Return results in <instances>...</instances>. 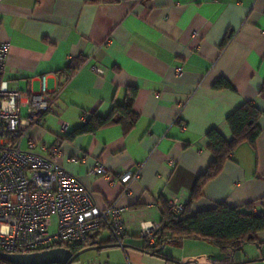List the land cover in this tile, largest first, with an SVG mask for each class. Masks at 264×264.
<instances>
[{
	"label": "crops",
	"instance_id": "obj_1",
	"mask_svg": "<svg viewBox=\"0 0 264 264\" xmlns=\"http://www.w3.org/2000/svg\"><path fill=\"white\" fill-rule=\"evenodd\" d=\"M0 41L10 45L3 81L39 91L48 75L58 94V108L31 130L33 150L76 175L96 205L126 207L127 246L87 250L88 264H264V231L238 249L185 238L156 255L140 235L143 225L162 223L173 199L191 215L223 202L264 213V115L256 142L241 143L191 200L213 159L207 133L232 139L226 119L247 101L264 112V0H2ZM220 79L233 88L216 89ZM126 104L132 114L120 110ZM94 114L112 118L75 133ZM99 161L107 175L94 172ZM139 168L124 193L118 176ZM91 243L113 244L106 230Z\"/></svg>",
	"mask_w": 264,
	"mask_h": 264
},
{
	"label": "built area",
	"instance_id": "obj_2",
	"mask_svg": "<svg viewBox=\"0 0 264 264\" xmlns=\"http://www.w3.org/2000/svg\"><path fill=\"white\" fill-rule=\"evenodd\" d=\"M194 36L200 37V32L195 31ZM9 49V43L0 41V252L31 254L67 247L75 254L90 245L91 236L104 230L114 244L123 246L126 207L119 201L105 207L96 205L92 191L76 175L53 156L33 150L38 141L31 130L44 124L46 114L58 108L59 98L48 87V75L40 77L39 91L20 90L3 81ZM92 69L104 72L98 66ZM182 72L179 67L177 73ZM23 139L28 148L22 146ZM53 152L60 154L56 146ZM94 172L101 176L108 173L101 161ZM140 177L141 168L128 169L117 180L128 193L130 183ZM169 210L181 215L185 205L173 199ZM161 229V223L143 225L140 235L146 246L152 249L158 245Z\"/></svg>",
	"mask_w": 264,
	"mask_h": 264
},
{
	"label": "trees",
	"instance_id": "obj_3",
	"mask_svg": "<svg viewBox=\"0 0 264 264\" xmlns=\"http://www.w3.org/2000/svg\"><path fill=\"white\" fill-rule=\"evenodd\" d=\"M231 36L226 37L224 44H228ZM216 89L233 88L229 81L220 79L214 85ZM264 98V87L260 91ZM122 111L132 114L131 107L124 105ZM134 115V114H133ZM264 112L252 101H247L228 115L226 121L230 126L233 137L228 140L217 129L207 133L209 150L213 159L207 171L200 176L192 193L191 200L199 197L205 183L216 177L235 149L243 142L255 143L262 128L259 120ZM108 117L94 114L75 133L93 132L100 126L111 121ZM162 229L158 233V245L144 250L158 251L166 242H177L185 238H201L208 240L222 249L241 248L245 243L257 242L258 233L264 231V213L254 212L252 204L243 206H230L227 203H219L215 207L199 212L195 215L187 213V206L181 215H175L169 210V202L164 203ZM90 242V241H89ZM0 264H12L0 259Z\"/></svg>",
	"mask_w": 264,
	"mask_h": 264
},
{
	"label": "water",
	"instance_id": "obj_4",
	"mask_svg": "<svg viewBox=\"0 0 264 264\" xmlns=\"http://www.w3.org/2000/svg\"><path fill=\"white\" fill-rule=\"evenodd\" d=\"M107 246H120L126 247V244H110V245H91L82 249L77 253H73L67 247H57L31 254H12L0 252V259L12 264H73L76 262L80 255L87 250L99 249ZM153 254H157V251Z\"/></svg>",
	"mask_w": 264,
	"mask_h": 264
},
{
	"label": "rangeland",
	"instance_id": "obj_5",
	"mask_svg": "<svg viewBox=\"0 0 264 264\" xmlns=\"http://www.w3.org/2000/svg\"><path fill=\"white\" fill-rule=\"evenodd\" d=\"M24 111H25V109H24ZM90 255H91V253L81 255L79 257V259L76 262H74L73 264H88V259H89Z\"/></svg>",
	"mask_w": 264,
	"mask_h": 264
}]
</instances>
